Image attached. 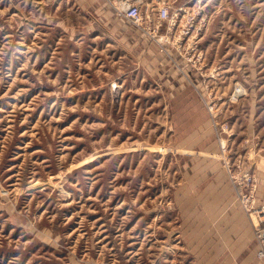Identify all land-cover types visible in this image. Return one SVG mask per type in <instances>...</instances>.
Returning a JSON list of instances; mask_svg holds the SVG:
<instances>
[{"label": "rangeland", "instance_id": "rangeland-1", "mask_svg": "<svg viewBox=\"0 0 264 264\" xmlns=\"http://www.w3.org/2000/svg\"><path fill=\"white\" fill-rule=\"evenodd\" d=\"M131 1L0 0V264H264V0Z\"/></svg>", "mask_w": 264, "mask_h": 264}, {"label": "built area", "instance_id": "built-area-1", "mask_svg": "<svg viewBox=\"0 0 264 264\" xmlns=\"http://www.w3.org/2000/svg\"><path fill=\"white\" fill-rule=\"evenodd\" d=\"M117 5L120 7V13L123 18L132 24L139 25L142 20L141 10L138 4L132 2L131 0H116ZM158 17L162 21H166L169 17V12L167 7H162L158 10ZM187 34V32H185ZM254 214V227L256 230V238L260 240L261 250L257 253L259 259L264 261V228H260L259 224L264 221V204L256 207H251Z\"/></svg>", "mask_w": 264, "mask_h": 264}]
</instances>
